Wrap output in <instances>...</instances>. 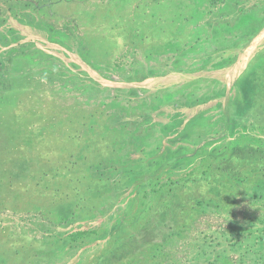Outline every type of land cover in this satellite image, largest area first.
Wrapping results in <instances>:
<instances>
[{
    "label": "rangeland",
    "instance_id": "374dc122",
    "mask_svg": "<svg viewBox=\"0 0 264 264\" xmlns=\"http://www.w3.org/2000/svg\"><path fill=\"white\" fill-rule=\"evenodd\" d=\"M0 132V264H264V0H0Z\"/></svg>",
    "mask_w": 264,
    "mask_h": 264
},
{
    "label": "trees",
    "instance_id": "16d2710c",
    "mask_svg": "<svg viewBox=\"0 0 264 264\" xmlns=\"http://www.w3.org/2000/svg\"><path fill=\"white\" fill-rule=\"evenodd\" d=\"M249 43V42H248ZM247 45V44H246ZM244 45V46H246ZM236 61V57L234 58L233 56V59L231 57H228V58H225V59H220L218 61H213L211 63V67L215 68V67H225V66H229L231 64H233L234 62ZM9 138H7L6 136L2 135V133L0 132V164L1 162H4V161H11V162H7L11 167L13 168H19L18 170L22 173V171H24V168H26L28 166V164L30 163L28 159H24V158H21V157H17V158H12L11 156L9 155H6V154H9L7 153V151L5 150H8L10 148V145H11V138L10 140H8ZM13 146V145H11ZM13 148H15V146H13ZM21 152V150L19 151ZM28 160V161H27ZM131 241H132V245L129 244L128 242L126 243V246L128 247L129 250H131L132 252V255L134 256L133 257V263L132 264H144V263H139L137 262V254L139 253L140 251V248L142 246L140 240L136 237H133L131 238ZM130 246V247H129ZM158 250V249H156ZM159 253L155 252L153 253V257H157ZM119 259V264H124L123 263V259H124V256H121L118 258ZM146 260V259H144ZM108 261H110L108 259ZM103 264H115L114 261H111V262H108V263H103ZM149 264V263H147ZM151 264H154V263H151Z\"/></svg>",
    "mask_w": 264,
    "mask_h": 264
},
{
    "label": "crops",
    "instance_id": "0c3cea01",
    "mask_svg": "<svg viewBox=\"0 0 264 264\" xmlns=\"http://www.w3.org/2000/svg\"><path fill=\"white\" fill-rule=\"evenodd\" d=\"M250 45H251V44H250ZM250 45H248L247 47H249ZM256 51H257V50H256ZM256 51H255V53H256ZM255 53H254V54H255Z\"/></svg>",
    "mask_w": 264,
    "mask_h": 264
}]
</instances>
